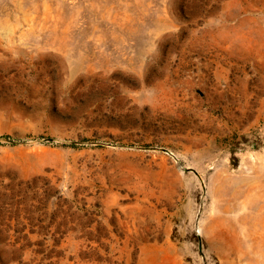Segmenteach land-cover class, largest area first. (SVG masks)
Here are the masks:
<instances>
[{
	"label": "rangeland",
	"instance_id": "374dc122",
	"mask_svg": "<svg viewBox=\"0 0 264 264\" xmlns=\"http://www.w3.org/2000/svg\"><path fill=\"white\" fill-rule=\"evenodd\" d=\"M0 264H264V0H0Z\"/></svg>",
	"mask_w": 264,
	"mask_h": 264
}]
</instances>
